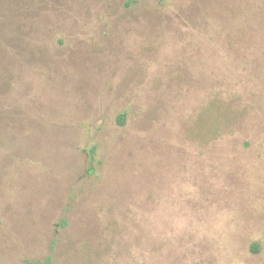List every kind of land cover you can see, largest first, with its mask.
I'll return each instance as SVG.
<instances>
[{
  "label": "rangeland",
  "instance_id": "obj_1",
  "mask_svg": "<svg viewBox=\"0 0 264 264\" xmlns=\"http://www.w3.org/2000/svg\"><path fill=\"white\" fill-rule=\"evenodd\" d=\"M0 264H264V0H0Z\"/></svg>",
  "mask_w": 264,
  "mask_h": 264
},
{
  "label": "trees",
  "instance_id": "obj_2",
  "mask_svg": "<svg viewBox=\"0 0 264 264\" xmlns=\"http://www.w3.org/2000/svg\"><path fill=\"white\" fill-rule=\"evenodd\" d=\"M120 118H121L120 122L124 123L125 122V114L120 115ZM96 149H97L96 146H93L92 149H91V160L92 161H94L95 158H96ZM67 222L68 221H67L66 218H64L63 221H62L63 224H66ZM50 261H51V257H48L47 258V262H50Z\"/></svg>",
  "mask_w": 264,
  "mask_h": 264
}]
</instances>
